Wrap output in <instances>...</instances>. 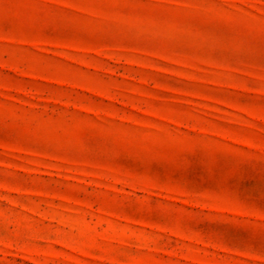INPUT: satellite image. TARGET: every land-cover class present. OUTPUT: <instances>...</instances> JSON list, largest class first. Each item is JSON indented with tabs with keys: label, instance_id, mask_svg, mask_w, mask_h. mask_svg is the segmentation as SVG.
<instances>
[{
	"label": "rangeland",
	"instance_id": "374dc122",
	"mask_svg": "<svg viewBox=\"0 0 264 264\" xmlns=\"http://www.w3.org/2000/svg\"><path fill=\"white\" fill-rule=\"evenodd\" d=\"M0 264H264V0H0Z\"/></svg>",
	"mask_w": 264,
	"mask_h": 264
}]
</instances>
